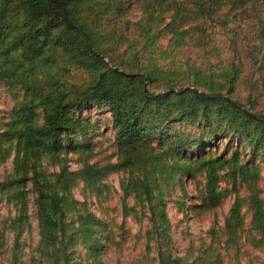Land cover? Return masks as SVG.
<instances>
[{
  "label": "trees",
  "instance_id": "16d2710c",
  "mask_svg": "<svg viewBox=\"0 0 264 264\" xmlns=\"http://www.w3.org/2000/svg\"><path fill=\"white\" fill-rule=\"evenodd\" d=\"M133 1L139 4L142 16V51H148L166 33L176 48H204L219 28L230 37L227 42L238 64L227 62L216 76L192 63L187 70L192 75V86L175 91L169 85L161 93L151 92L149 85L161 72L168 76L177 72L160 70L151 54L147 59L138 57L133 45L129 46L133 50L127 60L131 70L108 65L97 44L104 40L99 29L103 17L111 11L118 17L129 15ZM240 35L249 39L239 40ZM52 50L63 53L68 63L94 72L93 80L84 86L61 84L54 79L37 81V68L45 65V54ZM247 58L264 66V0H0V84L17 79L30 93L29 100L11 112L10 122L0 130V142L9 144L5 149L0 145V159L12 156L17 176L16 180L0 183V189L31 183L37 195L39 237L53 251V264L67 258L64 218L67 212L75 211L67 195L69 188L79 180L92 189L101 178L120 171L129 174L121 186L124 195L139 197L147 205L153 228L163 234L168 231L163 190L173 187L176 179L184 195L185 180L203 173L206 207L213 208L223 197L219 190L222 173H231L234 182L241 176L249 193L252 221L264 234V208L255 186L256 170L226 156L186 154L189 148L204 149L218 139L217 129L211 130L208 140H188L170 129L186 121L210 125L214 117L231 123L238 134L252 133L264 140V114L230 96L242 60ZM84 106L105 108L110 114L120 157L115 164L99 167L85 163L69 172L65 159L60 157V139L72 131L83 133L89 129L86 121L73 115ZM43 159L51 165L63 162L53 179L38 165ZM7 200H15L24 208V192L19 189ZM94 221L92 216L79 218L75 232L82 233L88 248L95 251L98 242L89 227ZM239 221L237 199L226 219V230L237 229ZM162 254L159 250V264H177L178 260L168 254L163 258Z\"/></svg>",
  "mask_w": 264,
  "mask_h": 264
},
{
  "label": "rangeland",
  "instance_id": "374dc122",
  "mask_svg": "<svg viewBox=\"0 0 264 264\" xmlns=\"http://www.w3.org/2000/svg\"><path fill=\"white\" fill-rule=\"evenodd\" d=\"M131 5L129 15L118 17L115 11H111L103 17L99 29L104 40L97 44H100L103 59L108 65L131 70L133 67H127V60L135 48L138 57L147 59L151 54L154 64L163 72H177L172 76L161 72L157 81L149 85L151 92L161 93L169 85L175 91L192 86V75L187 71L192 63L203 66L202 71L206 74L216 76L227 62L238 64L227 42L230 37L219 28L211 34L204 48L195 45L176 48L166 33L148 51H142L145 41L139 24L142 16L139 4L133 1ZM245 37L240 35L238 39H249ZM131 45L133 48H129ZM45 57L48 59L45 65L37 68V81L54 79L61 84L84 86L95 77L94 72L68 63L67 57L59 50L47 51ZM242 63L230 96L246 108L264 114V66L253 64L248 58ZM29 98L30 93L25 92L17 79L0 84V130L10 122L11 112ZM73 115L79 116L81 122L86 121L89 129L61 136L60 157L65 159L67 170L77 171L85 163L99 167L117 163L120 155L115 143L116 131L107 110L84 106L75 110ZM170 129L173 134L188 140H208L211 130L220 131V137L205 145L204 149L189 148L186 154L189 157L198 152L205 157L226 156L236 159L238 165L256 170L255 186L264 208V140H259L252 133L250 136L238 134L231 123L220 122L214 117L210 125L202 122L199 126L186 121L172 125ZM0 145L4 149L9 146L5 141ZM38 165L49 179H53L63 162L51 165L43 159ZM128 176L126 171L111 173L101 178L92 189L79 180L72 184L67 195L74 203L75 211L65 214L66 242L69 245L67 258L61 264H159V250L163 258L168 254L178 260L177 264H264V234L252 221L249 193L246 184L241 182V176H237L234 182L231 173H222L219 190L223 197L213 208L206 207L203 173L185 180L184 195L176 179L173 187L163 190L168 219L165 234L153 228L147 205L139 197L124 195L121 186L127 182ZM16 179L12 156L0 159V183ZM16 189L24 192L23 209L15 200H7V196ZM36 198L30 182L0 189V264H53V251L45 247L39 237ZM237 199L240 221L237 229L228 231L225 222ZM87 216L95 220L89 225L98 242L95 251L88 248L82 233L75 232L78 219Z\"/></svg>",
  "mask_w": 264,
  "mask_h": 264
}]
</instances>
